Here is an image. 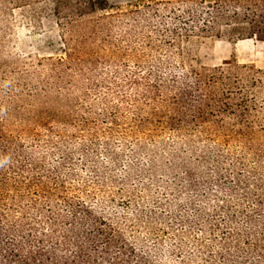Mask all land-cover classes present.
I'll return each mask as SVG.
<instances>
[{"label": "trees", "instance_id": "16d2710c", "mask_svg": "<svg viewBox=\"0 0 264 264\" xmlns=\"http://www.w3.org/2000/svg\"><path fill=\"white\" fill-rule=\"evenodd\" d=\"M57 58L0 86V264H264V70L197 68L264 0H58Z\"/></svg>", "mask_w": 264, "mask_h": 264}, {"label": "rangeland", "instance_id": "374dc122", "mask_svg": "<svg viewBox=\"0 0 264 264\" xmlns=\"http://www.w3.org/2000/svg\"><path fill=\"white\" fill-rule=\"evenodd\" d=\"M58 0H0V86L12 82L15 62L57 58L62 54L54 9ZM150 0H106L111 8H127ZM186 49L197 68L234 62L264 70V34L253 39L201 37Z\"/></svg>", "mask_w": 264, "mask_h": 264}]
</instances>
